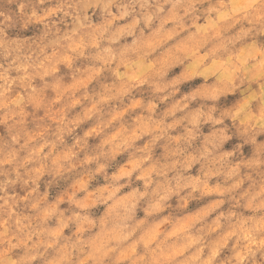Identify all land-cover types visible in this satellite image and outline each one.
<instances>
[{"label":"clouds","instance_id":"clouds-1","mask_svg":"<svg viewBox=\"0 0 264 264\" xmlns=\"http://www.w3.org/2000/svg\"><path fill=\"white\" fill-rule=\"evenodd\" d=\"M0 264H264V0H0Z\"/></svg>","mask_w":264,"mask_h":264},{"label":"rangeland","instance_id":"rangeland-1","mask_svg":"<svg viewBox=\"0 0 264 264\" xmlns=\"http://www.w3.org/2000/svg\"><path fill=\"white\" fill-rule=\"evenodd\" d=\"M185 227V223L184 222H177V224L174 226V231H178L181 228Z\"/></svg>","mask_w":264,"mask_h":264}]
</instances>
